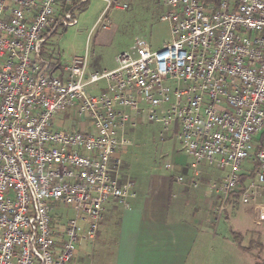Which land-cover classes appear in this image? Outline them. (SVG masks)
Returning a JSON list of instances; mask_svg holds the SVG:
<instances>
[{
    "label": "built area",
    "instance_id": "1",
    "mask_svg": "<svg viewBox=\"0 0 264 264\" xmlns=\"http://www.w3.org/2000/svg\"><path fill=\"white\" fill-rule=\"evenodd\" d=\"M58 1L0 0V264H70L109 200L130 206L113 154L143 112L194 176L204 163L225 171L209 183L218 214L238 202L264 217V0H161L170 38L152 48L137 37L90 73L86 53L54 67L40 53L57 25L77 23ZM66 115L80 118L74 130Z\"/></svg>",
    "mask_w": 264,
    "mask_h": 264
},
{
    "label": "crops",
    "instance_id": "2",
    "mask_svg": "<svg viewBox=\"0 0 264 264\" xmlns=\"http://www.w3.org/2000/svg\"><path fill=\"white\" fill-rule=\"evenodd\" d=\"M59 11L57 7L56 12ZM170 154L178 174L153 175L148 187L133 190L128 208L109 200L104 205L95 238H85L77 245L73 261L77 264H255L256 258L248 245H241V239L237 242L241 232L231 228L229 213L234 216L241 209L255 221H264V217L238 202L227 205V208L236 206L234 210L217 215L218 200L209 183L219 180L225 171L222 169L215 178L210 174L205 176V171L213 165L204 163L198 166L199 173L194 176L192 164L175 147L171 146ZM178 175H182V182L176 180ZM193 177L198 180L196 185L191 184ZM260 200L264 201V196Z\"/></svg>",
    "mask_w": 264,
    "mask_h": 264
},
{
    "label": "rangeland",
    "instance_id": "3",
    "mask_svg": "<svg viewBox=\"0 0 264 264\" xmlns=\"http://www.w3.org/2000/svg\"><path fill=\"white\" fill-rule=\"evenodd\" d=\"M108 1L112 5L115 2L125 3L126 7L118 9L111 5L107 8V0H87L83 7L71 8L77 23L68 26L57 25L56 30L46 38L40 51L41 55L50 62L56 61L64 66L70 64L74 55L86 53L87 73H90L114 67L115 56L130 49L137 37H144L152 48L162 46L170 38L168 23L160 19L165 9L161 0ZM64 3L65 0H59L56 8H61ZM66 3L69 4L68 1ZM63 113H72V109L67 108ZM79 119L66 115L64 129L74 130ZM160 128V123L143 112L136 115L133 123L127 122L118 130L119 135L131 141V145L118 148L113 154L120 159L121 185L129 180L133 183L131 190L136 188L143 190L149 186L155 174L162 176L178 174L170 154L171 146L178 150L187 163L192 164L193 158L182 149L176 138L167 137L160 140ZM258 138L260 139V134ZM166 163L171 164L170 169L165 167ZM212 165V170H206L204 175L210 174L215 178L218 173H222V169L217 164ZM218 206L219 202L215 213L221 216L228 212L227 210L232 211L236 208V206L228 208L226 206L218 214ZM65 213L68 216L72 215V211L68 208L65 209ZM232 215V212L229 213L231 228L241 232V245L249 244L250 250L259 258H263L264 221H255L250 214L242 213L241 209L234 216ZM244 229H252V231L245 232ZM75 263L72 261L70 264Z\"/></svg>",
    "mask_w": 264,
    "mask_h": 264
},
{
    "label": "trees",
    "instance_id": "4",
    "mask_svg": "<svg viewBox=\"0 0 264 264\" xmlns=\"http://www.w3.org/2000/svg\"><path fill=\"white\" fill-rule=\"evenodd\" d=\"M86 2H87V0H82V1L81 0H69V4H67V3L62 4V6L60 8V12H63L67 9H71V8H75V7L81 8L85 5ZM56 63H53V67L56 65ZM260 141L261 142H259V144H260L259 146H264V130L260 133ZM235 236H236V234H235ZM239 237H240V235H239ZM239 240H240V238L237 237V242H239ZM248 247H250L249 244H248ZM261 248H262V244H261ZM248 249H250V248H248ZM254 256L256 258L255 264H264V257L259 258V256L257 254H254Z\"/></svg>",
    "mask_w": 264,
    "mask_h": 264
}]
</instances>
